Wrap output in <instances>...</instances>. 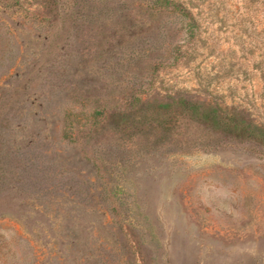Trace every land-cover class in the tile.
<instances>
[{
  "label": "rangeland",
  "instance_id": "374dc122",
  "mask_svg": "<svg viewBox=\"0 0 264 264\" xmlns=\"http://www.w3.org/2000/svg\"><path fill=\"white\" fill-rule=\"evenodd\" d=\"M179 1L186 40L137 0H0V264H264V145L166 107L264 126V0Z\"/></svg>",
  "mask_w": 264,
  "mask_h": 264
},
{
  "label": "trees",
  "instance_id": "16d2710c",
  "mask_svg": "<svg viewBox=\"0 0 264 264\" xmlns=\"http://www.w3.org/2000/svg\"><path fill=\"white\" fill-rule=\"evenodd\" d=\"M137 4L140 11L144 15H150V17H156L164 13L173 14L176 21L180 24L178 31L182 32L183 40H186V37H194L195 19L193 13L181 1L137 0ZM173 45L174 48H172L170 52L172 63H176L181 57L180 51L182 48V42L181 40H178V42H174ZM137 101L138 102L135 103V106L144 104L142 99H138ZM166 107H175L176 109H179L182 114H186L191 119H196L200 122H211L216 126L228 129L238 138L254 140L264 145V126L249 122L246 118L238 114H231L226 109L216 107L204 108L202 105L185 99H180L179 101L173 102ZM164 110L165 105H162L160 108L155 110V114L159 117L163 114Z\"/></svg>",
  "mask_w": 264,
  "mask_h": 264
}]
</instances>
